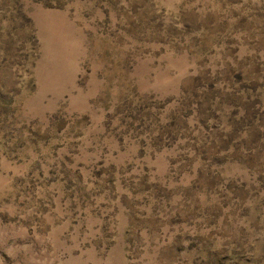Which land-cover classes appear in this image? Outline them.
Returning a JSON list of instances; mask_svg holds the SVG:
<instances>
[{"label":"rangeland","instance_id":"1","mask_svg":"<svg viewBox=\"0 0 264 264\" xmlns=\"http://www.w3.org/2000/svg\"><path fill=\"white\" fill-rule=\"evenodd\" d=\"M0 264H264V0H0Z\"/></svg>","mask_w":264,"mask_h":264}]
</instances>
